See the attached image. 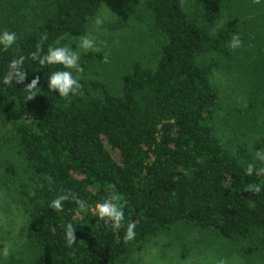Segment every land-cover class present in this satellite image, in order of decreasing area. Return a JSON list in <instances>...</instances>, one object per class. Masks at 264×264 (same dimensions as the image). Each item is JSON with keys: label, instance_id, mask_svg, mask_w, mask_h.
Returning a JSON list of instances; mask_svg holds the SVG:
<instances>
[{"label": "trees", "instance_id": "obj_1", "mask_svg": "<svg viewBox=\"0 0 264 264\" xmlns=\"http://www.w3.org/2000/svg\"><path fill=\"white\" fill-rule=\"evenodd\" d=\"M103 2L48 0L41 23L8 50L0 46V126L13 124L31 170L24 194L31 205L27 237L37 252L34 264H127L151 237L180 221L230 240H251L248 254L261 251L252 242L264 232V176H247L244 150L232 154L218 137L220 92L198 62L209 52L232 55L228 45L238 22L229 20L213 34L209 25L223 12L219 1L188 10L183 0H143L163 36L156 68L136 61L121 93L80 79V92L63 98L48 89L49 76L62 66H42L31 53L39 45L43 56L58 39L85 34ZM20 55L26 57L25 84L5 85L8 65ZM105 55L89 58L104 61ZM35 76L41 93L27 100L23 88ZM257 147L263 149L264 140ZM5 172L16 174L14 164ZM249 184H260L261 192H249ZM67 192L89 210L71 198L62 212L52 209L51 201ZM113 194L125 213L118 231L92 210ZM132 221L136 237L125 242ZM68 223L76 229L72 247L66 245Z\"/></svg>", "mask_w": 264, "mask_h": 264}, {"label": "rangeland", "instance_id": "obj_2", "mask_svg": "<svg viewBox=\"0 0 264 264\" xmlns=\"http://www.w3.org/2000/svg\"><path fill=\"white\" fill-rule=\"evenodd\" d=\"M48 0H0V29L15 32L17 37L41 23L48 14ZM209 1H219L222 17L209 25L216 34L229 20L238 22L236 32L242 47L232 55L209 52L198 58L211 83L219 90L221 103L216 111L217 135L225 147L236 155L244 150L245 160L256 167L258 143L264 140V0H183L188 10H201ZM97 17L103 24L96 26ZM91 34L99 51L81 50V79L100 81L111 91L122 92L124 75L136 61L156 68L163 36L154 28L152 17L144 12L143 0H104L85 34L65 36L61 45L75 50L80 37ZM91 53H105L109 62L89 58ZM62 70H65L63 65ZM76 73H74L75 75ZM13 124L0 126V251L10 244L7 258L0 264H34L35 247L27 230L31 205L24 194L31 170L20 154ZM14 164L16 174H7ZM264 232L255 233L253 243L262 250L245 252L251 240H230L210 229L188 222H176L151 237L142 251H136L127 264H264Z\"/></svg>", "mask_w": 264, "mask_h": 264}, {"label": "clouds", "instance_id": "obj_3", "mask_svg": "<svg viewBox=\"0 0 264 264\" xmlns=\"http://www.w3.org/2000/svg\"><path fill=\"white\" fill-rule=\"evenodd\" d=\"M254 4H260L261 0H253ZM97 27L103 24V19L97 17L95 20ZM62 39V38H60ZM18 37L15 32L4 30L0 33V46L4 50H8L11 46L17 43ZM58 46H49L46 54L41 56L42 49L38 45L35 52L31 53V59L38 61L40 65H63L65 70H57L53 72L48 78V89L50 91L57 92L63 98H69L70 95H76L80 92L82 84L80 83L81 74L83 68L80 65V52L83 51H99V48L96 46V38L91 35H85L80 37L79 44L77 48H73L69 45H60V40H57ZM231 50H237L242 47V40L238 34H233L231 41L228 45ZM26 57L20 55L18 58H14L10 61L8 65V71L3 77V83L5 85L15 84H25L27 73L23 68ZM104 62H109L108 56H104ZM74 73H76L74 75ZM40 77L35 76L30 83H27L24 86L25 92L28 94L26 99L32 100L37 95L41 93L40 88ZM255 159L258 160L261 164H264V150H257L255 152ZM255 173L256 176H264V167L257 168L254 163H249L247 165L245 174L251 177ZM50 179V178H49ZM262 190L260 184H249L248 191L253 194H259ZM75 199L76 203L81 211L89 210V206L86 201L82 199H77L74 193L67 192L60 194L55 197L51 203L50 207L58 212L64 210V202L69 199ZM120 197L116 194L111 195L110 197L99 202L94 206L95 213L97 216L104 220L106 224H110L113 231H118L121 228L125 227V213L122 207L119 204ZM136 223L134 221L128 222L126 225V233L123 237L125 242H130L136 237ZM76 229L71 223H68L65 228L66 233V245L72 247L76 243V236L74 235ZM11 245L5 244L0 255L7 258L10 254ZM217 264H227L226 260H219Z\"/></svg>", "mask_w": 264, "mask_h": 264}]
</instances>
